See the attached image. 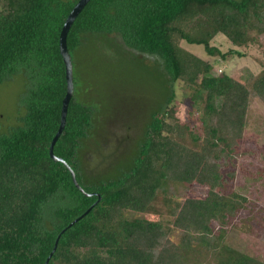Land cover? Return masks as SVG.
Listing matches in <instances>:
<instances>
[{
  "label": "trees",
  "instance_id": "1",
  "mask_svg": "<svg viewBox=\"0 0 264 264\" xmlns=\"http://www.w3.org/2000/svg\"><path fill=\"white\" fill-rule=\"evenodd\" d=\"M77 2L0 0V84L26 69L29 76L19 124L0 134V264H45L61 233L48 264L69 262L79 248L90 250L80 264H190L185 254L197 243L212 252L215 264H264L225 243L224 230L215 233L212 228L213 221L224 224L245 200L218 189L233 186L236 171L225 167L233 165L250 98L264 102V69L242 83L226 73L213 74L211 63L180 46L185 40L225 57L227 52L210 43L218 33L235 45H247L252 34H264V0H89L67 35L74 66L73 56L88 37L119 34L129 48L158 56L168 83L189 76L195 83V104L202 110L199 130L189 124L177 129L166 120L173 116L168 104L152 111L131 166L103 179H87L82 166L80 150L96 108L80 98L75 69L66 124L54 146L63 161L50 155L67 92L59 37ZM173 96L170 87L165 101ZM175 131L192 144L170 137ZM169 179L197 181L208 193L185 199L178 209L171 223L181 230L178 243L149 242L152 236L163 237L161 225L147 217L129 219L123 211L145 213ZM58 194L63 203L49 211L48 200Z\"/></svg>",
  "mask_w": 264,
  "mask_h": 264
},
{
  "label": "rangeland",
  "instance_id": "2",
  "mask_svg": "<svg viewBox=\"0 0 264 264\" xmlns=\"http://www.w3.org/2000/svg\"><path fill=\"white\" fill-rule=\"evenodd\" d=\"M252 35L254 40L257 37L256 41L241 46L233 44L222 33L214 36L210 40L211 45L227 52L225 57L210 55L203 45L190 44L185 40L180 41V46L211 63L213 74L226 73L247 83L264 69V34ZM237 51L243 54L239 55ZM73 58L75 72L81 81L80 98L88 99L96 108L93 128L80 150L87 179L116 177L124 168L130 167L152 111L166 107L164 104H168L166 110L173 113L172 117L166 116V120L176 123L177 129L189 124L199 130L202 110L200 105L195 104V83L187 75L168 83L158 56L131 49L119 34H110L88 37ZM28 77L26 69L8 76L0 84V134L19 124L22 112L20 99L29 86ZM170 87L174 96L167 103L165 98ZM222 101V97L218 96V107ZM170 137L187 146L192 144L188 137L180 136L176 131ZM263 154L264 102L253 96L247 109V126L238 139L233 165L225 167L226 171H236L231 181L233 186L218 189L223 195H233V191L245 200L241 201L233 215L225 219L224 224L216 220L212 222V228L215 233L219 229L224 230V242L229 246L264 262ZM207 193V187L197 181L183 183L169 179L157 190L145 213L131 209L123 212L129 219L147 217L161 225L158 233L161 231L163 237L156 239L152 236L149 242L160 241L162 244L171 240L178 243L181 230L171 224L178 209L185 199L204 198ZM58 203H63L60 194L48 200V210L58 207ZM47 219L45 217V221ZM89 254L90 250L86 248L76 249L73 258L63 264H80ZM185 255L190 264H215L212 252L200 243L194 251Z\"/></svg>",
  "mask_w": 264,
  "mask_h": 264
},
{
  "label": "water",
  "instance_id": "3",
  "mask_svg": "<svg viewBox=\"0 0 264 264\" xmlns=\"http://www.w3.org/2000/svg\"><path fill=\"white\" fill-rule=\"evenodd\" d=\"M88 2H89V0H78L76 5L73 7L71 12L69 13L68 17L66 18L65 23H64V25L62 27V30H61V33H60V37H59V40H60V44H59L60 45V53H61V55L63 57V60L65 62V66H66L67 92H66V95H65V97L63 99V103H62L60 126H59V129H58L56 135L54 136L53 141H52L51 146H50V155H51V157L53 159H55L57 161H63V158L55 155L54 146H55L58 138L60 137V135L63 132V129L65 127L66 119H67V113H68V108H69V103H70V100H71V98L73 96V93H74V65H73V60H72V57H71V54L69 52L68 45H67V35H68L69 29H70L71 25L73 24L75 18L82 11L84 6ZM68 167H69V169H70V171L72 173V177H73L75 185L78 188H80L81 190H83V188L81 187L80 183L77 180V177H76V174H75L74 170L70 166H68ZM97 202L95 204H97ZM94 205H92V207ZM92 207H90L83 215H81L80 217L75 219L72 223H70L69 226H71L74 222H76L81 217H83L84 215L89 213V211L92 209ZM61 234L57 237L55 245H54V248H53L52 252L50 253L49 257L47 258L45 264L49 263L52 255L56 251L59 239L61 237Z\"/></svg>",
  "mask_w": 264,
  "mask_h": 264
}]
</instances>
